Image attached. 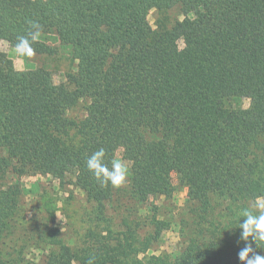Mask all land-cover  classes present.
Instances as JSON below:
<instances>
[{"label":"trees","instance_id":"obj_1","mask_svg":"<svg viewBox=\"0 0 264 264\" xmlns=\"http://www.w3.org/2000/svg\"><path fill=\"white\" fill-rule=\"evenodd\" d=\"M175 8L181 21L151 28V10ZM2 42L69 54L75 72L55 84L0 50V264H27L11 222L41 187L5 183L26 171L89 207L78 243L39 195L27 242L44 264H264V0H0ZM172 174L188 190L181 251L139 260L173 222L147 206H173ZM123 201L119 221L107 216Z\"/></svg>","mask_w":264,"mask_h":264},{"label":"rangeland","instance_id":"obj_2","mask_svg":"<svg viewBox=\"0 0 264 264\" xmlns=\"http://www.w3.org/2000/svg\"><path fill=\"white\" fill-rule=\"evenodd\" d=\"M164 18L166 19V26L170 28L176 21H181L183 16L178 8L166 11L165 13H160L154 9L149 12L147 20L151 28L157 30L158 25H160V22L164 20ZM179 45L182 46V43L179 42ZM0 50L12 59L15 70L46 69L52 74L55 84L68 83V76L75 72V63H72L69 54L64 53L57 57L46 58L44 56H37L28 50L11 47L5 42L0 44ZM242 106L243 108H247L248 101L243 100ZM84 114V104L80 103L70 112L69 116L73 119L80 120L83 118ZM115 158L119 165L123 167L128 165V162L122 159V149L117 151ZM5 183H8L7 185L9 186L14 183H19L27 189L31 188V184L38 183L41 187L40 194L46 192V196L57 203L55 223L61 229L63 236L67 239L71 238L78 243L80 242V240H77L79 239L78 235L84 234V227L87 228L89 225L87 223L85 224V221H88V219H86L84 215L88 212L89 207L83 198V194L75 191L73 195L74 198L70 199L68 192L57 191L58 182L54 178L32 173L30 171L24 172L20 177L13 175L5 180ZM172 184L174 188L173 201L171 202L173 205L172 207L168 208V201H165L163 197L156 200L150 199L147 206H150L152 203L158 210V217L163 216L164 219H170V221L172 220L173 222L168 229L162 232L160 243L157 246L154 245L152 249L138 254L139 260L144 259L145 256H159L161 254H167L172 257L176 256L181 251L182 240L177 222L181 217L182 207L188 190L184 185L179 183L175 174H172ZM68 189L72 190L73 187L69 186ZM39 195L38 192H36L32 195L21 196L18 203L21 209L11 222L13 231H15L13 234L15 243L23 248L24 255L27 254L23 260L22 257H24V255L20 257V261L27 264H44L46 259L45 256L47 255L46 250L42 251L29 247L30 244L33 243L36 245L34 239L27 242L29 232L31 231L32 233V230L34 231L37 227L36 220L38 218L40 205ZM125 204L126 201H123L118 207L117 205L113 208L107 207V216H111L112 219L114 217L115 220H117L119 218V213L122 214L119 209L122 205L125 206ZM147 208L150 211L151 208ZM254 208L264 212V199H259ZM217 210H219V208H217ZM186 215L188 214H185V216ZM115 220L114 222H116ZM102 227H104L103 223L100 225V229H98L97 232H99ZM105 234L106 233H103V235Z\"/></svg>","mask_w":264,"mask_h":264}]
</instances>
